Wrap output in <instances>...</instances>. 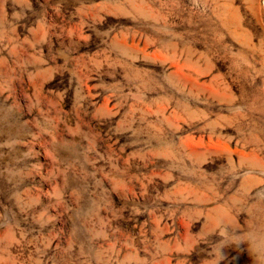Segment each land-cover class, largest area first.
<instances>
[{
	"label": "rangeland",
	"instance_id": "1",
	"mask_svg": "<svg viewBox=\"0 0 264 264\" xmlns=\"http://www.w3.org/2000/svg\"><path fill=\"white\" fill-rule=\"evenodd\" d=\"M0 264H264V0H0Z\"/></svg>",
	"mask_w": 264,
	"mask_h": 264
}]
</instances>
